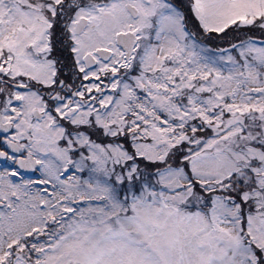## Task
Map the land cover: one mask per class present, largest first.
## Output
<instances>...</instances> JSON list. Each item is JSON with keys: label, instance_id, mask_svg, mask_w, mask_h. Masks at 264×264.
I'll return each mask as SVG.
<instances>
[{"label": "snow or ice", "instance_id": "obj_1", "mask_svg": "<svg viewBox=\"0 0 264 264\" xmlns=\"http://www.w3.org/2000/svg\"><path fill=\"white\" fill-rule=\"evenodd\" d=\"M0 264H264V0H0Z\"/></svg>", "mask_w": 264, "mask_h": 264}]
</instances>
